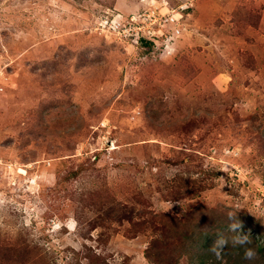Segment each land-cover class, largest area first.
<instances>
[{
  "label": "rangeland",
  "instance_id": "obj_1",
  "mask_svg": "<svg viewBox=\"0 0 264 264\" xmlns=\"http://www.w3.org/2000/svg\"><path fill=\"white\" fill-rule=\"evenodd\" d=\"M235 223L205 264H264V0H0V264H200Z\"/></svg>",
  "mask_w": 264,
  "mask_h": 264
},
{
  "label": "trees",
  "instance_id": "obj_2",
  "mask_svg": "<svg viewBox=\"0 0 264 264\" xmlns=\"http://www.w3.org/2000/svg\"><path fill=\"white\" fill-rule=\"evenodd\" d=\"M141 41L146 46H151V44H152L151 43L152 40L146 39L145 37H143L141 39ZM120 219H124V218L122 217ZM128 219L130 220V222H132L131 218H128ZM242 222L243 221H241L239 223H242ZM213 224H214V226L218 225L217 222L216 223L213 222ZM202 225H206V222L203 221ZM242 225L243 226L241 228H244V231H245L246 225L244 223H242ZM96 227H97V223L93 224V229ZM227 232L213 233L211 229H207V230H204L203 232H201L199 235L194 234L193 239L191 237V234L188 235V237L190 236V240L192 241V243L195 245H196V242L202 241L201 242L202 249L199 247H196L197 249L199 248L200 250H202V254L199 255V258H201L200 264H205L208 260H210V257H209L210 254L216 255L213 251H211V249H212V246L214 245V243L216 242V240L220 236H223L225 238H229V243L226 244L220 252L226 251L228 248L240 249V245L233 246L231 243V237L236 236V234H238V231H235V232L229 231L228 233ZM101 234H103V233H100V236H101ZM98 238H99V236H98ZM261 238H263V240H264V233H262V231H261ZM249 239L251 240V238H249ZM258 247L260 249H264V245L259 244ZM21 250L22 249L19 248L18 246L6 245L5 251H8V253H9V257H7V260L10 261V264H28V260L30 258L35 259V261H36L35 264H54V261L50 260L48 257V254L45 251H43V249H41L40 247L29 246L26 250H22V251ZM206 250H209V251H206ZM26 256H29V258H26ZM94 256L97 260H95L92 263L93 264H100V261H98L100 255L95 253ZM203 256H205L207 258H204ZM148 258H150L154 264H161V260H160L159 256L156 257L155 255L150 253Z\"/></svg>",
  "mask_w": 264,
  "mask_h": 264
},
{
  "label": "clouds",
  "instance_id": "obj_3",
  "mask_svg": "<svg viewBox=\"0 0 264 264\" xmlns=\"http://www.w3.org/2000/svg\"><path fill=\"white\" fill-rule=\"evenodd\" d=\"M241 225L239 223H235V224H231L229 226L231 231H235L237 228H239ZM229 243V238H225L223 236H220L216 242L214 243V245L212 246L211 251H213L217 256L220 255V251L224 248V246L226 244ZM231 243L233 246L236 245H246L250 243V239L248 235H241V234H237L236 236L231 237ZM256 256V252L254 249L252 248H245L244 249V259L251 261L255 258Z\"/></svg>",
  "mask_w": 264,
  "mask_h": 264
},
{
  "label": "built area",
  "instance_id": "obj_4",
  "mask_svg": "<svg viewBox=\"0 0 264 264\" xmlns=\"http://www.w3.org/2000/svg\"><path fill=\"white\" fill-rule=\"evenodd\" d=\"M130 20H131V22L128 23L129 25H131V24H133V23L136 22V21H134L135 20L134 17H131ZM116 22H118V24L116 23V25H115V29L117 30V32L119 34L127 35L126 31L129 30L130 28L126 30V29H124V26H125L124 25V22H121V21H116ZM134 29H135V33H133V36L135 37V39L134 38L133 39H134V41L136 43H139L143 37L147 38L146 37L147 31H145L144 29H142V27H135ZM172 39H173V36H170V35L167 36V35H165V41L169 42Z\"/></svg>",
  "mask_w": 264,
  "mask_h": 264
}]
</instances>
